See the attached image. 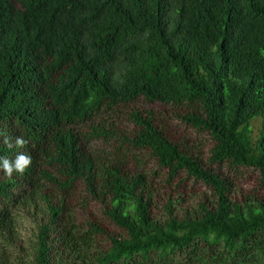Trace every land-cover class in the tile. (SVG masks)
<instances>
[{
	"label": "trees",
	"instance_id": "16d2710c",
	"mask_svg": "<svg viewBox=\"0 0 264 264\" xmlns=\"http://www.w3.org/2000/svg\"><path fill=\"white\" fill-rule=\"evenodd\" d=\"M21 153L0 264H264V0H0Z\"/></svg>",
	"mask_w": 264,
	"mask_h": 264
},
{
	"label": "clouds",
	"instance_id": "9594fccd",
	"mask_svg": "<svg viewBox=\"0 0 264 264\" xmlns=\"http://www.w3.org/2000/svg\"><path fill=\"white\" fill-rule=\"evenodd\" d=\"M5 144H8L9 147H12L9 139L4 140ZM27 141H25L22 137H17L15 139V145L17 147H23ZM32 163L31 156L27 154H18L14 160H10L5 157H0V167L4 171L5 175L9 178L12 177L14 171L23 174L25 169Z\"/></svg>",
	"mask_w": 264,
	"mask_h": 264
},
{
	"label": "rangeland",
	"instance_id": "374dc122",
	"mask_svg": "<svg viewBox=\"0 0 264 264\" xmlns=\"http://www.w3.org/2000/svg\"><path fill=\"white\" fill-rule=\"evenodd\" d=\"M258 118L260 119V117H258ZM258 118L253 119L249 123V128H250V130H252L253 133H256L258 128L260 127V122H259Z\"/></svg>",
	"mask_w": 264,
	"mask_h": 264
}]
</instances>
